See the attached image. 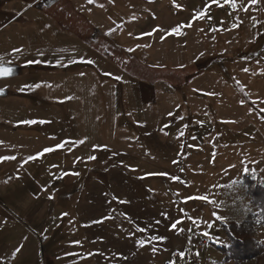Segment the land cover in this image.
I'll return each instance as SVG.
<instances>
[{
    "label": "rangeland",
    "instance_id": "obj_1",
    "mask_svg": "<svg viewBox=\"0 0 264 264\" xmlns=\"http://www.w3.org/2000/svg\"><path fill=\"white\" fill-rule=\"evenodd\" d=\"M232 3H0V264H264L247 194L264 188V0ZM249 216L260 256L226 260L224 226Z\"/></svg>",
    "mask_w": 264,
    "mask_h": 264
},
{
    "label": "trees",
    "instance_id": "obj_2",
    "mask_svg": "<svg viewBox=\"0 0 264 264\" xmlns=\"http://www.w3.org/2000/svg\"><path fill=\"white\" fill-rule=\"evenodd\" d=\"M84 18L82 17L81 20ZM149 69V74H156L160 80L163 78V72L161 69H156L152 67H146ZM132 72V71H130ZM163 80V79H162ZM247 183L249 185V189L247 191L248 196L251 198L252 204L256 206L262 213L263 218L261 220V224H264V188L253 184L254 182L247 179ZM249 216L244 222L241 224L231 223L230 225L224 226V230L232 241V245L229 247H221V251L224 254L226 260H245V259H253L260 256L261 247L255 243L253 239L254 227L256 225L255 222Z\"/></svg>",
    "mask_w": 264,
    "mask_h": 264
},
{
    "label": "snow or ice",
    "instance_id": "obj_3",
    "mask_svg": "<svg viewBox=\"0 0 264 264\" xmlns=\"http://www.w3.org/2000/svg\"><path fill=\"white\" fill-rule=\"evenodd\" d=\"M93 2V0H89V3H92ZM228 2L229 3H231V6L233 7V8H235L236 7V5H235V3H232V0H228ZM256 2V0H252V3H255ZM102 6V5H101ZM201 15H203V14H201ZM174 31H176V32H179V28H177V29H175ZM15 51H21L20 49H16ZM29 63H32V62H29ZM91 63V62H90ZM245 71H247V70H245ZM12 72H13V69L12 68H10V67H0V76H10L11 74H12ZM41 85L40 84H34V85H26L25 87H30V88H39ZM23 89H21V91H22ZM0 94H3V90H0ZM24 123H26V124H35V123H37V121H35V120H28V121H24ZM39 123H44V121H39ZM181 135H183V133H181ZM84 141H79L78 143H83ZM67 143V142H66ZM71 143H77V142H71ZM57 148H64V144H59V145H57L56 146ZM53 151H55V148H53V147H48V148H45V149H43V151L42 152H40V153H37L36 155H33V156H29L28 158H27V160L25 161V163L27 162V161H29V160H36V159H38L40 156H42L44 153H50V152H53ZM96 157H94V156H92V157H89V159H95ZM2 159H11V160H14V159H16V157H14V156H12V157H2V158H0V160H2ZM66 175L67 174H69V173H65ZM71 174H73V175H78V173H71ZM172 179L175 181V180H177V179H179L178 177H172ZM193 199H199V200H204V201H207V197H204V196H196V197H192ZM118 199V198H117ZM120 203H126V201H119ZM211 203H214V202H211ZM64 215L66 216V215H68L67 213H64ZM125 218L126 219H130V218H128L127 217V215L125 214ZM97 222H100V221H97ZM180 223H182L181 221H179V220H177V221H175L174 223H172V225H171V227H172V229H177V225L178 224H180ZM193 223H195V221H193ZM137 231H139V232H145L146 231V228H142V227H137V229H136ZM180 231H183V229L181 228V229H179ZM204 235L205 236H207L208 234L207 233H204ZM150 239H152V240H162V239H164V238H162V237H156V236H154V237H150ZM144 241H140V245L141 246H143L144 245ZM17 252H19V249H17L16 250ZM178 255L180 256V258H184L185 257V253L184 252H179L178 253ZM170 264H175V261H172V262H170Z\"/></svg>",
    "mask_w": 264,
    "mask_h": 264
},
{
    "label": "flooded vegetation",
    "instance_id": "obj_4",
    "mask_svg": "<svg viewBox=\"0 0 264 264\" xmlns=\"http://www.w3.org/2000/svg\"><path fill=\"white\" fill-rule=\"evenodd\" d=\"M2 1H4V0H0V3H1ZM0 77H1V76H0Z\"/></svg>",
    "mask_w": 264,
    "mask_h": 264
},
{
    "label": "built area",
    "instance_id": "obj_5",
    "mask_svg": "<svg viewBox=\"0 0 264 264\" xmlns=\"http://www.w3.org/2000/svg\"><path fill=\"white\" fill-rule=\"evenodd\" d=\"M188 258V257H187Z\"/></svg>",
    "mask_w": 264,
    "mask_h": 264
}]
</instances>
